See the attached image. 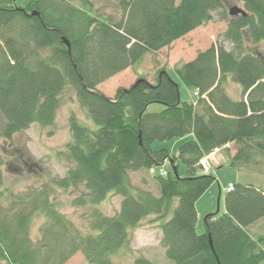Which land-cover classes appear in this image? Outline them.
<instances>
[{
	"label": "trees",
	"instance_id": "obj_1",
	"mask_svg": "<svg viewBox=\"0 0 264 264\" xmlns=\"http://www.w3.org/2000/svg\"><path fill=\"white\" fill-rule=\"evenodd\" d=\"M119 19L103 14L90 0H0V112L6 124L0 138L33 123L53 125L61 95L72 87L95 128L69 119L72 139L58 156L70 163L55 186L69 190L84 185L77 205L90 204V233L79 234L51 198L52 187L6 190L0 201V259L8 264H65L82 252L88 264H115L114 254L130 243V233L155 216L161 243L172 264H264V234L250 229L264 219V185L237 182L225 193V212L204 217L199 233L197 201L217 178L201 160L220 147L232 146L230 165L259 171L264 163V55L246 43L264 42V0H236L247 15L231 16L224 0H116ZM228 20L224 42L198 51L177 65L184 85L198 93L193 103L165 68L155 81L145 75L110 97L97 86L136 67L197 28L213 13ZM69 43L67 45L65 40ZM231 79L241 89L228 92ZM158 111H151L153 105ZM191 135L172 155L154 150L156 140ZM0 186L5 165L18 166L14 150L1 153ZM170 160L172 169L158 168ZM186 166L180 175V163ZM31 168L36 162L27 159ZM176 167V176L173 168ZM150 172L159 195L134 187L131 172ZM109 194L122 197L115 215L95 206ZM43 213L48 223L41 237L31 236L32 217ZM133 264H157L137 257Z\"/></svg>",
	"mask_w": 264,
	"mask_h": 264
},
{
	"label": "rangeland",
	"instance_id": "obj_2",
	"mask_svg": "<svg viewBox=\"0 0 264 264\" xmlns=\"http://www.w3.org/2000/svg\"><path fill=\"white\" fill-rule=\"evenodd\" d=\"M29 0H17L18 6H25ZM94 8L103 10V14L109 15L115 19H119L121 11L116 0H90ZM75 3H78L76 0ZM225 10L228 13L230 8L239 6L244 8L243 3L236 0H224ZM228 29V20L223 19L219 12L213 13V19L206 25H203L189 33L187 36L177 40L169 47L162 49L157 53H148L141 63L136 67L117 74L114 78L99 84L97 88L110 97H115L119 88H129L138 77L145 75L149 80L155 81L158 70L165 68L170 76L175 79L181 86V96L184 100L193 103L197 99L193 88L187 87L178 77L175 68L181 63L193 60L198 51L206 50L211 45L218 42H224L227 49H232L230 42L224 41V33ZM246 43L253 51L264 55V42L254 44L247 37ZM228 92L233 97L241 96L240 86L229 79L226 82ZM160 105L151 106V111H158ZM75 115L78 120L91 128H95L94 121L87 115L82 108L75 90L67 86L61 95V103L56 114V119L51 126L43 127L38 123H33L28 129L15 134L13 141H6L0 138L2 149L1 153L7 156L6 150H14L18 166L5 165L1 168L4 173V184L0 186L1 196L6 190L14 192L25 191L30 188H42L45 185L52 187L51 198L55 208L69 220L74 229L79 234L90 233L91 212L94 208L92 205H77L75 203L79 196H84L87 192L84 185L70 188L69 190L61 189L54 185L53 180L57 177H64L70 166V163L62 157L58 156V152L66 151L68 143L72 139L69 119ZM6 124V119L0 112V133ZM191 135L178 137L171 140H156L152 148L154 150L167 149L172 155L178 153L180 145L192 139ZM235 153V148L230 147L227 151L225 146L217 149L215 158L219 161V166L213 168L212 162L215 160L210 157L207 167L217 181L212 187L198 200V211L205 213L204 217L209 213H224L225 202L224 195L230 184L243 182L253 183L256 185H264V163L259 171H239L230 165L231 155ZM27 159L36 162L29 168ZM180 163L179 173L185 174L186 166ZM217 164V162H215ZM204 167V166H203ZM172 169L171 161L168 160L164 166L157 169V173L166 172ZM205 172L206 169L204 168ZM130 180L134 187L146 189L159 195L158 187L153 180L150 172L140 171L131 172ZM220 187L222 196L220 198ZM2 194V195H1ZM122 197L109 194L105 200L95 207L107 215H115L118 213L121 205ZM207 209L211 210L206 212ZM212 212V213H213ZM204 217L199 218L197 229L199 233L204 231ZM155 216L144 219L137 228L130 233V243L119 249L113 256L115 264H133L134 260L143 256L157 264H172L166 257L165 248L161 243L162 233L155 220ZM48 223L47 217L43 213H37L32 217L30 226L31 236L34 239L41 237L42 228ZM250 231L253 233L264 234V221L253 226ZM0 264H8L0 259ZM65 264H88L84 254L77 252Z\"/></svg>",
	"mask_w": 264,
	"mask_h": 264
},
{
	"label": "water",
	"instance_id": "obj_3",
	"mask_svg": "<svg viewBox=\"0 0 264 264\" xmlns=\"http://www.w3.org/2000/svg\"><path fill=\"white\" fill-rule=\"evenodd\" d=\"M229 13H230L231 16H236V15H244V16H246L247 15L246 11L243 8L239 7V6H234V7L230 8ZM65 42L67 43L68 46H70L69 43L66 40H65ZM173 170H174L175 175L177 176L178 175L177 168L174 167Z\"/></svg>",
	"mask_w": 264,
	"mask_h": 264
},
{
	"label": "crops",
	"instance_id": "obj_4",
	"mask_svg": "<svg viewBox=\"0 0 264 264\" xmlns=\"http://www.w3.org/2000/svg\"><path fill=\"white\" fill-rule=\"evenodd\" d=\"M113 78H114V77H113ZM194 101H195V100H194ZM194 101H193V102H194ZM232 148H233V147H232ZM216 151H217V150H215V153H216ZM215 153L211 156V157H213V159L215 160V162H217V164H215L214 161L212 162L213 168L219 166V164H218L219 161H217L216 158L214 157V156H215ZM233 184H234V183H233ZM230 185H232V184H230ZM225 193H226V191H225ZM221 196H222V193H221V187H220V198H221ZM224 198H225V195H224ZM199 200H200V199H199ZM196 207H197V210H198V201H197ZM209 211H211V210L207 209L206 212H209ZM212 212H213V211H212ZM212 212H211V213H212ZM224 212H225V210H224ZM198 213H199V218H200V217H201V218L204 217V214H205V213H203V212L200 213L199 211H198ZM198 221H199V219H198ZM262 221H264V219H263ZM197 225H198V224H197ZM197 228H198V227H197ZM197 230H198V229H197ZM203 232H204V231H203ZM203 232H202V233H203Z\"/></svg>",
	"mask_w": 264,
	"mask_h": 264
},
{
	"label": "built area",
	"instance_id": "obj_5",
	"mask_svg": "<svg viewBox=\"0 0 264 264\" xmlns=\"http://www.w3.org/2000/svg\"><path fill=\"white\" fill-rule=\"evenodd\" d=\"M197 94V93H196ZM213 155V153L209 154L208 156H206L205 158H203L201 160V164L204 166V168L206 169V172L209 170L207 167V164H209V158ZM162 174H166V172H162Z\"/></svg>",
	"mask_w": 264,
	"mask_h": 264
},
{
	"label": "bare ground",
	"instance_id": "obj_6",
	"mask_svg": "<svg viewBox=\"0 0 264 264\" xmlns=\"http://www.w3.org/2000/svg\"><path fill=\"white\" fill-rule=\"evenodd\" d=\"M206 173H209V170ZM231 188H232V186L230 185L229 187H227L226 191L231 189Z\"/></svg>",
	"mask_w": 264,
	"mask_h": 264
}]
</instances>
